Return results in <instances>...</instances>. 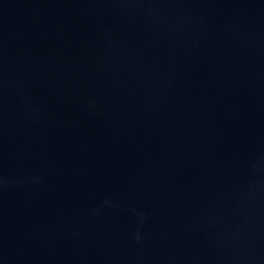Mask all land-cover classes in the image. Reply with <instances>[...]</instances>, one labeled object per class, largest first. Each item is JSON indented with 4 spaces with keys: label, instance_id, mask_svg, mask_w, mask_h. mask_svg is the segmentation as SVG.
<instances>
[{
    "label": "water",
    "instance_id": "1",
    "mask_svg": "<svg viewBox=\"0 0 264 264\" xmlns=\"http://www.w3.org/2000/svg\"><path fill=\"white\" fill-rule=\"evenodd\" d=\"M0 264H264V0H0Z\"/></svg>",
    "mask_w": 264,
    "mask_h": 264
}]
</instances>
